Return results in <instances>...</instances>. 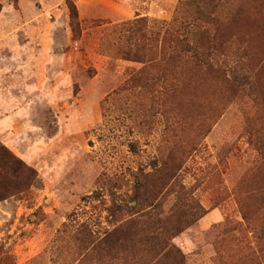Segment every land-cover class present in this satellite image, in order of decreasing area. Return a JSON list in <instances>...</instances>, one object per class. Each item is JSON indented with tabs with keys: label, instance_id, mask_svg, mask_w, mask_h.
<instances>
[{
	"label": "rangeland",
	"instance_id": "rangeland-1",
	"mask_svg": "<svg viewBox=\"0 0 264 264\" xmlns=\"http://www.w3.org/2000/svg\"><path fill=\"white\" fill-rule=\"evenodd\" d=\"M0 145V264H264V0H0Z\"/></svg>",
	"mask_w": 264,
	"mask_h": 264
},
{
	"label": "trees",
	"instance_id": "trees-1",
	"mask_svg": "<svg viewBox=\"0 0 264 264\" xmlns=\"http://www.w3.org/2000/svg\"><path fill=\"white\" fill-rule=\"evenodd\" d=\"M181 1L182 0H180V3ZM179 14H181V12L178 7L173 18L174 22ZM72 16L76 17V13L73 12ZM179 29H181L180 26L173 25L172 28L165 31L164 35L167 40V50L164 56V62L171 70L169 75H173V71L175 73L177 71V63L182 53V48H185L186 52H190L193 55L198 47H205L209 43L206 35L195 39L193 38L194 34H191L192 39L190 42H186L185 37L178 31ZM170 87L176 88L177 86L171 85ZM37 183L36 172L16 158L6 147L0 145V202L13 196L28 194L30 189L35 187ZM117 229L118 228L109 232L106 237H110L114 233H117L119 231H117ZM176 233H178V230H174L171 237L176 235ZM165 240L166 238L162 240L158 238H147L146 236H143L142 239L140 238L138 240L133 239L134 244L139 247L143 246L142 252H149L157 255L162 254V251L166 247L169 248ZM137 251L139 250L137 249ZM170 252L173 253L174 251L169 248L162 255L167 256ZM175 252L173 253L174 255H179L178 252Z\"/></svg>",
	"mask_w": 264,
	"mask_h": 264
}]
</instances>
